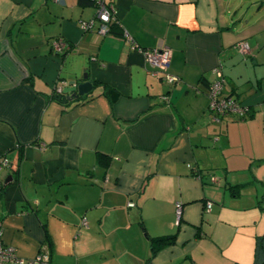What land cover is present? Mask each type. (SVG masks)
I'll list each match as a JSON object with an SVG mask.
<instances>
[{"label": "crops", "instance_id": "1", "mask_svg": "<svg viewBox=\"0 0 264 264\" xmlns=\"http://www.w3.org/2000/svg\"><path fill=\"white\" fill-rule=\"evenodd\" d=\"M259 4L113 0L123 39L78 0H0V239L23 264H264ZM160 45L176 83L146 62ZM217 68L247 120L212 118ZM73 81L92 89L59 101Z\"/></svg>", "mask_w": 264, "mask_h": 264}, {"label": "built area", "instance_id": "2", "mask_svg": "<svg viewBox=\"0 0 264 264\" xmlns=\"http://www.w3.org/2000/svg\"><path fill=\"white\" fill-rule=\"evenodd\" d=\"M60 1V0H56ZM95 11L96 17L99 20V27L97 31L99 33L107 32L106 24H108L112 19H114V9L113 5L106 3L105 0H95ZM93 22L90 23V26ZM241 52L245 53L248 51L249 47L246 42H240L237 45ZM52 48L57 54H64L67 50V45L62 39H55L52 43ZM171 52L165 46H158L148 53H145L146 62L153 68L154 71L158 73H163L165 81L169 83H176L178 78L167 73L170 65ZM214 73L219 76L214 82L210 84L209 97H210V112L212 118L217 121L219 117L223 116H242L247 112L244 105L234 96H224V81L221 79L220 69H214ZM44 147V146H42ZM213 182H216L214 180ZM134 204H128L129 208H132ZM206 209L210 210L211 203H206ZM2 234V229L0 227V237ZM49 257L47 254H37L34 259L31 260L32 264H48ZM23 264V260L18 257L16 250L13 246L3 244L0 239V264Z\"/></svg>", "mask_w": 264, "mask_h": 264}, {"label": "trees", "instance_id": "3", "mask_svg": "<svg viewBox=\"0 0 264 264\" xmlns=\"http://www.w3.org/2000/svg\"><path fill=\"white\" fill-rule=\"evenodd\" d=\"M106 3L113 5V0H105ZM78 6L84 8V7H95V0H78ZM95 9V8H94ZM96 12V11H95ZM107 33L115 36L117 38H123L125 39V35H124V31L121 27V25L119 24V22L116 20V18L112 19L108 24H107ZM70 45H68V49L66 50V53L68 52V50L70 49L69 47ZM210 87V86H209ZM106 95L110 98L111 101H114L116 99V95H114L113 92H111L110 90H106ZM223 95L226 96L223 92ZM59 98V97H58ZM64 99L59 98V101H63ZM250 115V113L247 111L245 114H243L242 116H223V117H219V119H217V121H222V120H234L236 122H240V121H245L248 119V116ZM174 240H175V236L174 235H168V236H163V237H156V238H150L149 239V245H150V251H151V255L153 256L157 251L165 248V247H169L171 245H174ZM258 251V246L255 247V254ZM255 261H256V256H255ZM254 261V263H255Z\"/></svg>", "mask_w": 264, "mask_h": 264}, {"label": "water", "instance_id": "4", "mask_svg": "<svg viewBox=\"0 0 264 264\" xmlns=\"http://www.w3.org/2000/svg\"><path fill=\"white\" fill-rule=\"evenodd\" d=\"M247 1H251V0H247ZM248 8L249 6L246 7V10H248ZM260 8H264V0H260V4L256 12H258ZM83 80L84 81L86 80L85 76ZM91 89H92V85L89 82L79 83V81H73L68 84L67 88H64L62 91L60 90V93L65 97L64 102H68V101L70 102L73 100H78L79 97H83L84 95L88 94ZM9 179H7L4 182V185L7 183Z\"/></svg>", "mask_w": 264, "mask_h": 264}, {"label": "rangeland", "instance_id": "5", "mask_svg": "<svg viewBox=\"0 0 264 264\" xmlns=\"http://www.w3.org/2000/svg\"><path fill=\"white\" fill-rule=\"evenodd\" d=\"M258 13H259V12H256V11H255V15H254V16H258ZM259 16H260V17H258V18L256 19V22L259 21V19H261L264 15H262V17H261V15H259Z\"/></svg>", "mask_w": 264, "mask_h": 264}, {"label": "bare ground", "instance_id": "6", "mask_svg": "<svg viewBox=\"0 0 264 264\" xmlns=\"http://www.w3.org/2000/svg\"><path fill=\"white\" fill-rule=\"evenodd\" d=\"M114 18H115V16H114ZM99 21V20H98ZM93 22V21H92ZM106 27H107V24H106ZM64 41V40H63ZM65 42V41H64ZM66 43V42H65ZM65 54V53H64ZM60 93V92H59ZM60 97H64L63 95H60ZM58 98V97H57ZM64 99V98H63Z\"/></svg>", "mask_w": 264, "mask_h": 264}]
</instances>
